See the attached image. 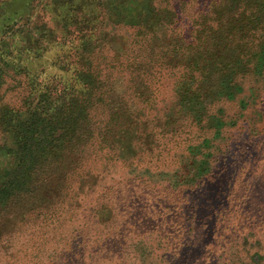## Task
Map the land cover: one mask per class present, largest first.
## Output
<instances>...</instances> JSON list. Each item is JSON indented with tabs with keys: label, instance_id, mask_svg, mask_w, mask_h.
Segmentation results:
<instances>
[{
	"label": "trees",
	"instance_id": "16d2710c",
	"mask_svg": "<svg viewBox=\"0 0 264 264\" xmlns=\"http://www.w3.org/2000/svg\"><path fill=\"white\" fill-rule=\"evenodd\" d=\"M187 3L202 8L181 32ZM168 75L174 105L154 116ZM263 78L264 0L1 1L0 93L23 95L0 94V260L170 264L161 232L180 219L153 194L203 216L205 196L182 193L213 174L227 107ZM170 140L176 159L161 169ZM125 183L150 188L148 206L105 203Z\"/></svg>",
	"mask_w": 264,
	"mask_h": 264
},
{
	"label": "rangeland",
	"instance_id": "374dc122",
	"mask_svg": "<svg viewBox=\"0 0 264 264\" xmlns=\"http://www.w3.org/2000/svg\"><path fill=\"white\" fill-rule=\"evenodd\" d=\"M201 8L199 3H187L179 8L182 18L179 23L181 32L188 30L197 15L194 14ZM108 30L112 35L127 34L124 29L117 27H109ZM112 73H115V70H112ZM114 77H117V74H114ZM17 83L10 80L7 86L11 87ZM173 83L172 75L162 81L157 92L158 101L154 116H163L173 107ZM9 91L7 96L4 95V90L0 94L13 105L17 104L23 90L16 86L15 90ZM225 112L226 121L233 126L228 129L229 140L223 134L216 141L215 149L220 154L221 161L216 165L213 174L203 179L204 184L199 188V192L182 193L189 197L194 194L205 196L207 208L203 216L197 217L198 220H187L190 215L186 204H180L179 200L166 191L156 190L157 195L153 194L154 198H158V204L166 201L164 204H157L158 209L167 212L174 210L180 219V222L171 227V231H160L161 237L164 238L162 248L169 249L168 255L176 257L171 260L174 264H264V78L257 83H246L243 95L231 103ZM227 146L229 153L224 154ZM168 147L172 149L170 154L164 153L154 157L155 160H161L157 163L161 169L163 166H170L172 159H176L174 153L177 143L170 140ZM154 163L156 164V161ZM86 171L88 175L89 163ZM111 173L116 179L123 175L121 171ZM149 193L151 194L150 188L149 192L142 187L134 190L125 183L120 190H114L105 196V203L116 205L123 211L120 205L134 195V202L146 207ZM102 194L99 192L96 195H101L98 201ZM98 201H93V204ZM152 238L155 240V237ZM159 241L160 238L157 239V244ZM25 260L23 259L22 264L26 263ZM171 261L170 264H173ZM3 263L4 261L0 260V264ZM154 263L159 264L156 261Z\"/></svg>",
	"mask_w": 264,
	"mask_h": 264
}]
</instances>
